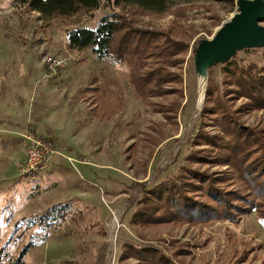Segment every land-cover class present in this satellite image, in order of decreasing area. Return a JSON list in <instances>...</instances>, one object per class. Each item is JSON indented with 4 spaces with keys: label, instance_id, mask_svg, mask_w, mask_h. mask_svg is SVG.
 <instances>
[{
    "label": "rangeland",
    "instance_id": "374dc122",
    "mask_svg": "<svg viewBox=\"0 0 264 264\" xmlns=\"http://www.w3.org/2000/svg\"><path fill=\"white\" fill-rule=\"evenodd\" d=\"M115 10L131 27L189 43L188 51L179 54L180 61L170 68L179 79L166 82L162 95L142 99L129 81L125 62L98 59L90 49L76 50V60L63 68L71 66L68 72L74 77L63 81L62 87L66 111L81 139H76L73 158L56 177L48 175L47 168L36 176L12 170L9 178L0 180V246L14 241L13 250L18 252L32 243L27 264H133L136 259L128 257V249L134 245H154L190 264H264V222L258 207L240 223L211 220L143 226L133 222L142 195L158 181L178 173L184 164L188 166L190 150L205 146L193 144L194 136L203 119L210 80L223 91V74L220 64L216 65L202 86L194 51L202 39L212 38L230 19L237 0L234 5L226 0H170L161 13L137 7ZM108 12L102 9L91 15L42 19L20 0H0V109L24 104L45 56L65 55L69 29L95 27ZM148 61L144 71L160 63ZM98 84L110 92L106 103L91 91ZM246 102L232 100L230 106L238 109ZM238 115L243 126L264 129V109L244 108ZM204 119L205 128L214 133L212 120ZM218 133L222 134L219 129ZM24 145L26 149V142ZM193 166L224 179L222 187L228 193L238 191L255 203L264 202V197L251 194L245 185L226 180L228 166ZM55 206L71 211L72 216L46 230L18 228L26 216Z\"/></svg>",
    "mask_w": 264,
    "mask_h": 264
},
{
    "label": "trees",
    "instance_id": "16d2710c",
    "mask_svg": "<svg viewBox=\"0 0 264 264\" xmlns=\"http://www.w3.org/2000/svg\"><path fill=\"white\" fill-rule=\"evenodd\" d=\"M20 1L30 11L40 13L42 19L91 15L95 11L108 9L109 12L100 17L95 27L69 29L67 47L78 51L90 49L101 60L112 58L117 62H125L129 67V81L142 99L162 95V86L166 82L179 79V75L170 68L180 61L177 57L179 54L188 51L189 43L176 41L162 32L131 27L124 15L115 10L119 7L122 10L137 7L161 13L166 10L170 0ZM226 1L234 5L236 0ZM242 52L245 58L239 57L238 52L230 61L220 64L223 91L210 80L206 105L201 112L203 119L193 141V144L205 146L190 150L186 155L188 166L184 164L178 173L158 181L142 195L133 222L143 226L207 223L211 220L240 223L242 217L255 207H258L259 219L264 222V202L255 203L238 191L228 193L222 187L224 179L213 175L208 169L193 166V163L200 166H228L226 180L243 184L251 194L264 197V129L243 126L238 115L244 108L264 109V48L245 49ZM255 55L256 58L251 57ZM148 60L160 63L152 70L144 71ZM91 91L96 92L101 103L111 98L110 92L101 84ZM111 92L112 96L118 93ZM238 99H246L247 102L238 109H232L230 102ZM204 118L212 120L210 123L214 133L205 128L207 121ZM218 129L222 134L218 133ZM47 140L52 143L50 139ZM241 202H246V205H239ZM70 213L62 206H55L45 213L26 216L19 222L18 228L46 230L47 227L67 221L72 216ZM15 244L13 241L0 246V264H27L26 256L32 243L18 252L13 250ZM128 257L136 259L133 264H190L175 260L172 255L154 245L131 246Z\"/></svg>",
    "mask_w": 264,
    "mask_h": 264
},
{
    "label": "crops",
    "instance_id": "0c3cea01",
    "mask_svg": "<svg viewBox=\"0 0 264 264\" xmlns=\"http://www.w3.org/2000/svg\"><path fill=\"white\" fill-rule=\"evenodd\" d=\"M70 67L50 76H46L45 67L40 68L32 94L24 104L0 109V180L9 178L12 170H20L26 158L23 133L27 130L50 139L57 151L47 169L48 175L56 177L73 158L76 139L81 137L64 104L63 81L74 77L68 72Z\"/></svg>",
    "mask_w": 264,
    "mask_h": 264
},
{
    "label": "water",
    "instance_id": "95a60500",
    "mask_svg": "<svg viewBox=\"0 0 264 264\" xmlns=\"http://www.w3.org/2000/svg\"><path fill=\"white\" fill-rule=\"evenodd\" d=\"M264 0H237V10L212 38L202 39L194 54L197 74L207 78L209 69L230 61L239 51L264 48Z\"/></svg>",
    "mask_w": 264,
    "mask_h": 264
},
{
    "label": "built area",
    "instance_id": "2783aa9c",
    "mask_svg": "<svg viewBox=\"0 0 264 264\" xmlns=\"http://www.w3.org/2000/svg\"><path fill=\"white\" fill-rule=\"evenodd\" d=\"M68 48L63 53L55 52L49 53L45 56L44 67L46 69V76L56 74L59 70L66 67V65L75 61L74 54L76 50ZM71 51V52H70ZM26 139V158L20 165V174L22 176H36L45 172L49 167L53 156L57 153L53 145L42 135H38L30 130L23 133Z\"/></svg>",
    "mask_w": 264,
    "mask_h": 264
},
{
    "label": "bare ground",
    "instance_id": "6f19581e",
    "mask_svg": "<svg viewBox=\"0 0 264 264\" xmlns=\"http://www.w3.org/2000/svg\"><path fill=\"white\" fill-rule=\"evenodd\" d=\"M201 80H202V81H201V82H202V86H204V85H205V78L202 77ZM201 100H202V98L200 99V101H201Z\"/></svg>",
    "mask_w": 264,
    "mask_h": 264
}]
</instances>
